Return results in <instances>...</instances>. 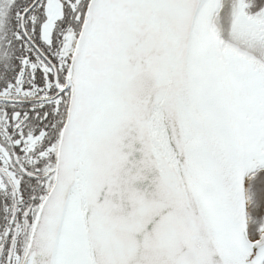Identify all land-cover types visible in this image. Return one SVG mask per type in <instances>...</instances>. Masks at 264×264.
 I'll return each mask as SVG.
<instances>
[{"label":"snow or ice","instance_id":"snow-or-ice-1","mask_svg":"<svg viewBox=\"0 0 264 264\" xmlns=\"http://www.w3.org/2000/svg\"><path fill=\"white\" fill-rule=\"evenodd\" d=\"M0 264H264V0H0Z\"/></svg>","mask_w":264,"mask_h":264}]
</instances>
